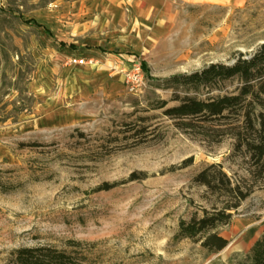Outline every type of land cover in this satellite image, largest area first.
Segmentation results:
<instances>
[{"label": "rangeland", "instance_id": "obj_1", "mask_svg": "<svg viewBox=\"0 0 264 264\" xmlns=\"http://www.w3.org/2000/svg\"><path fill=\"white\" fill-rule=\"evenodd\" d=\"M152 1L156 21L127 20L111 32L134 52L107 65L87 50L103 23L84 0H0V264L42 246L73 264H239L262 233L264 182L249 178L232 139L177 127L157 106L184 93L170 76L230 64L264 44V0ZM131 60L147 81L137 94L118 74ZM236 83L192 94L215 97ZM128 125L150 126V137H129ZM212 163L251 188L216 229L227 245L215 253L175 236L180 220L217 204L193 180Z\"/></svg>", "mask_w": 264, "mask_h": 264}, {"label": "trees", "instance_id": "obj_2", "mask_svg": "<svg viewBox=\"0 0 264 264\" xmlns=\"http://www.w3.org/2000/svg\"><path fill=\"white\" fill-rule=\"evenodd\" d=\"M226 80L237 82L229 93L206 99L192 94ZM167 82L181 87L184 93H173L170 99L176 102L173 106L165 108L167 101L160 100L157 107L164 108L163 114L175 119L177 127H208L231 138L233 153L244 159L249 178L264 182V44L251 53L240 54L230 64L211 63L199 70L172 75ZM127 127L125 132L131 138L150 137L148 125ZM37 145V142H18L20 148ZM193 180L214 195L217 204L212 203L210 209L203 208L200 215L194 213L189 219L180 220L175 236L200 240L203 248L215 253L227 245L216 229L231 220L251 188L233 180L220 164L214 163L198 171ZM111 187L112 184L105 183L102 189ZM15 261L17 264H73L64 251L43 246L17 249ZM239 264H264V229Z\"/></svg>", "mask_w": 264, "mask_h": 264}, {"label": "crops", "instance_id": "obj_3", "mask_svg": "<svg viewBox=\"0 0 264 264\" xmlns=\"http://www.w3.org/2000/svg\"><path fill=\"white\" fill-rule=\"evenodd\" d=\"M83 6L85 11L90 12L89 16L94 15L103 23L101 27L103 31L98 33L97 37L89 38L90 42L86 44L87 50L95 52L101 59L107 61V65H116L128 56L129 52H134V50L119 48L115 37L111 35L115 27L117 31L120 30V25L126 24L127 20L147 22V18L156 13L155 8L157 7L152 0H84ZM152 17L154 21L157 20V15H152ZM153 33L155 36L159 33L157 26L153 28ZM69 45L70 48L75 49L73 44Z\"/></svg>", "mask_w": 264, "mask_h": 264}, {"label": "built area", "instance_id": "obj_4", "mask_svg": "<svg viewBox=\"0 0 264 264\" xmlns=\"http://www.w3.org/2000/svg\"><path fill=\"white\" fill-rule=\"evenodd\" d=\"M124 88L137 94L147 85L146 77L139 61L131 60L124 63L118 70Z\"/></svg>", "mask_w": 264, "mask_h": 264}]
</instances>
